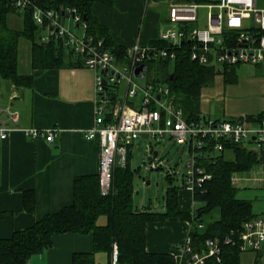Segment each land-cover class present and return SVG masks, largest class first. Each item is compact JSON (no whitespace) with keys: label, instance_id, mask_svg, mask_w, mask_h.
<instances>
[{"label":"crops","instance_id":"crops-1","mask_svg":"<svg viewBox=\"0 0 264 264\" xmlns=\"http://www.w3.org/2000/svg\"><path fill=\"white\" fill-rule=\"evenodd\" d=\"M170 1L179 0H168L166 5ZM147 2L148 0H110V5L94 3L91 13L96 21L106 28L113 43L121 47L133 44L147 46L156 40L166 19L165 14H161L159 5ZM66 25L69 26V21ZM73 27L79 29L81 34L79 27ZM29 47L28 42V45L23 47V55L19 57L17 53V73L30 75V85L14 86L0 77V120L6 121L3 110L15 112L17 115L16 121L5 122L8 131L6 137L0 140V238H7L13 231L27 228L44 214L70 204L74 177L97 175L98 172V142L95 138L84 137V132L93 124L94 71L83 65L66 63L56 68L33 69L30 65ZM228 71L229 81H224V73L220 74L215 69L214 76L220 75L221 81L217 79V85H214L213 76L211 84L200 89L197 116L244 117L249 124L257 122L264 115V72L240 79L233 68ZM148 80L153 81L149 75ZM137 82L141 84L139 80ZM125 91V83L122 81L114 90L118 102L125 100ZM139 100L140 93L137 92L126 101L136 108ZM214 101L220 104L218 110L209 108V103ZM174 105L177 106L175 103ZM178 108L184 116L181 108ZM27 128H54L55 133L52 140L47 142L42 137L31 138L25 135L23 130ZM138 147L142 149L141 145L134 143L132 148L140 151ZM244 148L252 150L249 146ZM145 152L148 157V161H142L145 169L148 170L146 164L149 161H162L158 159L156 150L146 148ZM215 154L217 153L213 152L209 155ZM257 155L258 163H264L260 157L261 152ZM128 164L132 171L133 191V178L139 174L137 167H131L129 160ZM163 167L167 168L162 162L160 167L151 170L161 173ZM258 169L264 170V167ZM237 173L230 179L233 187L238 181ZM164 177L167 184L161 199H158L157 194V201L151 206L150 201L147 205L142 201L141 207H135L131 192V207L135 210L145 209L162 213L166 209L167 189L174 188L176 207L186 217L166 216L147 221L143 232L144 248L147 252L167 253L171 256L173 264H177L180 259L179 247L197 204L190 191L172 184L168 173ZM142 181L144 185L150 183L148 178ZM155 185H158L157 181ZM22 191L33 193V207L30 211L22 205ZM104 220V217L100 216L97 223L103 224ZM91 251L90 233L64 232L52 236L51 245L40 253L31 255L26 264H71L72 253ZM263 256L264 253L255 254L254 263ZM109 258L102 252L93 253L94 264H109Z\"/></svg>","mask_w":264,"mask_h":264},{"label":"built area","instance_id":"built-area-1","mask_svg":"<svg viewBox=\"0 0 264 264\" xmlns=\"http://www.w3.org/2000/svg\"><path fill=\"white\" fill-rule=\"evenodd\" d=\"M17 11H30L32 21L38 26L40 41L60 39L65 51L76 56L79 63L92 69L94 75L95 108L92 126L84 132L87 139L95 138L99 145L98 188L100 194L108 192L113 166H123L128 148H132L140 134L147 138H162L164 134L178 144H186L187 158L183 164L180 186L191 193L194 187L209 179L201 166L209 153H220L226 145L251 147L257 153L264 148V116L253 124L242 118H210L197 116L185 120L180 109L169 97L166 84L149 81L148 63L172 60L176 52L184 50L189 60L202 66H216L220 74L239 63L260 66L264 72V0H179L167 4L163 29L157 42L147 46L133 44L125 47L123 60L117 59L100 39L85 33V22L73 7L58 10L43 9L34 0H7ZM204 8V25L193 26L198 21L197 10ZM82 30L76 35L63 19ZM141 69L134 73L137 66ZM137 80L141 82L138 83ZM105 81V83H103ZM125 83V100L118 102L110 93ZM140 93L136 108L126 100ZM1 112V109H0ZM6 121L17 119L15 112L3 110ZM0 120V140L8 129ZM24 134L42 137L50 142L54 128L38 130L27 128ZM162 161H149L148 169H155ZM167 172L172 169L167 167ZM185 231L180 244L177 264H206L211 258L219 261L220 243L230 244L241 252L264 253V214L242 221L236 231L227 235L205 238L194 244ZM201 228L200 222L196 223ZM117 250L112 245L109 264H116Z\"/></svg>","mask_w":264,"mask_h":264},{"label":"trees","instance_id":"trees-1","mask_svg":"<svg viewBox=\"0 0 264 264\" xmlns=\"http://www.w3.org/2000/svg\"><path fill=\"white\" fill-rule=\"evenodd\" d=\"M34 2L43 9L59 11L65 7L75 8L85 22V33L94 39H100L103 46L109 48L117 59L123 60L125 47L113 43L106 28L91 13L94 3L110 5V0ZM17 13L21 15L22 24L19 28H12L8 24L11 20L8 16ZM37 31L38 26L32 21L29 10L21 13L7 0H0V77L14 86H28L31 82L30 75L17 73L19 38L29 42L30 65L33 69L56 68L64 63L81 65L76 56L65 51L60 39L40 41ZM153 43L160 44L157 40ZM148 67L149 77L154 82L167 85L169 95L173 103L181 108L184 119L196 118L200 89L211 84L215 75L214 66L199 65L189 60L187 53L180 49L174 59L156 60L150 62ZM223 73L224 81H229V71L225 69ZM110 96L116 99L114 90ZM225 151L231 153V158H224ZM209 154L201 166L210 177L199 187H194L192 192L197 205L190 221L189 233L194 244L202 243L205 238L210 237L222 239L229 230L236 231L242 221L254 217L250 203L235 196V188L230 179L235 172L248 170L258 163L257 153L231 144L226 145L220 153L213 156ZM131 174L126 156L123 166H113L109 190L104 195L99 192L97 175L74 177L70 204L44 214L27 228L13 231L7 238H0V264H26L31 255L40 253L51 245L52 236L64 232L91 234L92 251L72 253L71 264H94V252H102L109 258L112 245L117 250L116 264H173L169 254L145 250L143 227L147 221L166 216L186 217L176 207L174 188L167 189L164 212L135 210L131 207ZM33 200L32 191H22V205L27 211L32 210ZM100 216L105 219L103 224L97 223ZM197 222L202 224L201 228L196 227ZM239 253L235 246L220 243L219 261L209 258L206 264H243L239 261Z\"/></svg>","mask_w":264,"mask_h":264},{"label":"rangeland","instance_id":"rangeland-1","mask_svg":"<svg viewBox=\"0 0 264 264\" xmlns=\"http://www.w3.org/2000/svg\"><path fill=\"white\" fill-rule=\"evenodd\" d=\"M149 2H151V0H148L147 3L149 4ZM156 4L159 5L161 14H165L164 16H166V3ZM204 13V8H199L197 10L198 21L193 26L200 28L204 25ZM8 17H11V20L8 23L9 26L12 28L21 27L22 18L20 14H10ZM62 22L63 25H66L67 19L64 18ZM67 27L74 33L80 34V30L73 27L71 20H69V26ZM81 34L79 36H81ZM25 45H28V42L23 38H19L17 43V53L19 57L23 55V47ZM232 68L235 70L236 76L240 79L258 74L261 75L260 73L262 71L260 66H255L248 63H239L232 66ZM149 74L148 67L146 74L147 78ZM217 79L218 81H221L220 75L214 76V85H217ZM219 106L220 104L215 101L209 103L210 110H218ZM167 137L168 136L164 134L162 138H137L135 139V144L141 145L142 149L140 151H136L135 148H128L127 159L129 160L131 167H137L139 174L138 177L135 175L133 178L132 199L135 207H141L142 201H145L146 205L148 204V201H150L149 205L151 206L154 204L153 202L157 201V194L158 199H161L162 191L167 184L164 180L165 174L168 173L167 168L163 167L160 170L161 173H157L156 170H147L143 167L144 165L142 161H148V157L146 156L145 152L146 148H151L158 152V159L162 160L166 167L172 169V172H169L171 183L175 184L176 186L180 185L183 164L187 158V146L186 144H178L173 139L167 140ZM223 156L229 158L231 153L229 151H225L223 152ZM261 167H264L263 162L253 165L248 170L238 172L236 174L238 181H236L234 185L235 196L250 203V210L254 216L264 213V170L258 169ZM146 178L150 179L149 185L143 184L142 179ZM155 181L158 182L157 186L155 185ZM254 256V253L241 252L239 254V261L245 264H255L253 261ZM263 262L264 256L259 260L257 259L256 263L263 264Z\"/></svg>","mask_w":264,"mask_h":264},{"label":"water","instance_id":"water-1","mask_svg":"<svg viewBox=\"0 0 264 264\" xmlns=\"http://www.w3.org/2000/svg\"><path fill=\"white\" fill-rule=\"evenodd\" d=\"M168 0H151V2H154V3H166ZM38 32V31H37ZM141 69V66H137L135 69H134V73H137L139 70ZM171 76V74H169V77ZM103 83H105V81H103ZM140 137L141 138H147L146 137V134L142 133L140 134ZM167 139H170V137H168ZM141 149V147H138V150ZM261 159L264 160V148L261 150V155H260Z\"/></svg>","mask_w":264,"mask_h":264}]
</instances>
